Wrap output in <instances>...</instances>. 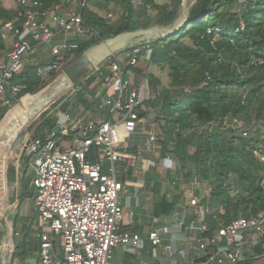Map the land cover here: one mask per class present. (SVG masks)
Here are the masks:
<instances>
[{
    "label": "built area",
    "instance_id": "obj_1",
    "mask_svg": "<svg viewBox=\"0 0 264 264\" xmlns=\"http://www.w3.org/2000/svg\"><path fill=\"white\" fill-rule=\"evenodd\" d=\"M119 1L109 0L111 4ZM15 2V17L0 21V36L10 43L0 54V106H11V98L21 89L20 85L9 86V82L24 69L28 52L40 47L49 49L50 62L36 67V74L43 77L60 71L66 60L74 57L79 42L98 35L83 20L82 11L89 0H56L46 7L41 0ZM130 2L134 5L136 0ZM101 15L114 19L112 12ZM125 56L113 54L102 64L97 77L100 87L93 94V116L74 117L63 110L48 112L47 120L54 119L55 127L44 138H29L21 146L17 164H26L35 189L39 264H116V249L141 255L147 244L154 252L163 249L166 264H238L250 256L257 264H264V211L223 224L219 219L223 211L209 204L213 184L197 174L170 215H151L153 226L145 233L132 230L142 226L143 221L132 210L125 211L126 184L136 178L138 167L143 173L171 172L176 162L168 153L162 154L159 134L145 129L151 118L147 104L157 96L147 71L136 79L125 72L127 66L135 67L140 60L151 58L149 42L130 46ZM256 63L263 64L264 59ZM215 126L249 135L244 121L237 116L227 115L220 122H211L208 129ZM137 133L145 139L137 152H130L124 139ZM92 147L100 150L96 162L87 159ZM258 159L264 163V155H258ZM130 171L132 176L122 181L121 176ZM16 173L18 180L22 174ZM136 180L139 187L135 188V198L148 184L143 177ZM176 180L163 184L173 185ZM125 217L128 223L123 227ZM257 245L261 246L259 254L255 253Z\"/></svg>",
    "mask_w": 264,
    "mask_h": 264
},
{
    "label": "trees",
    "instance_id": "obj_2",
    "mask_svg": "<svg viewBox=\"0 0 264 264\" xmlns=\"http://www.w3.org/2000/svg\"><path fill=\"white\" fill-rule=\"evenodd\" d=\"M41 1L46 7L56 0ZM179 3L180 0H174L173 4L142 0V9L137 10L130 0H121L114 4L109 0H89V5L82 11L83 20L98 35L90 41L79 42L74 57H79L93 45L118 34L168 25L174 20ZM108 5L121 9L118 18L108 20L100 14ZM15 15V10L8 11L0 7L1 22L10 21ZM208 29L213 30L208 33ZM122 37L125 36L118 38ZM184 39L190 40L192 45H187ZM149 47L151 58L140 60L135 67L127 66L125 72L136 79L145 71L149 62L158 67L166 66L169 71V86L157 93L161 104L160 114L156 119L164 120L163 137L158 136L162 154L169 153L174 160L189 161L197 175L211 181L213 191L209 204L216 211L221 208L224 210L223 214H219L223 224L238 216L249 217L264 211V163L258 159V155H264V144L260 146L255 135L242 136L230 129L220 130L218 126L208 129L209 123L220 122L227 115L241 118L240 115L248 113L253 106L255 118L260 121L264 130V63H256V60L264 59V0H245L237 13L230 11L228 0H196L187 20L177 32L162 40L149 42ZM5 49L6 44L0 36V52ZM104 63L98 64L74 85L83 82L90 85L98 77ZM35 67L26 63L24 69L10 80L9 86L20 85L21 89L11 98V106H0V123L23 96L34 94L44 87L40 77H37ZM55 73L51 72L50 75ZM147 76L154 83H158L152 73ZM58 87L57 85L39 103L48 101L53 91L60 90ZM239 88L241 92L238 95L235 91ZM61 97L40 107L25 123L24 129L47 106ZM62 109L70 113L66 104ZM28 114L20 120L19 126ZM40 117L33 137L44 138L55 127V120H47V111ZM16 128L18 126L12 132ZM182 131L189 132L182 136ZM142 138L145 139L144 136ZM169 143L171 148H168ZM189 144L195 147L191 154L187 153ZM131 145L128 150L137 152L138 146L134 142ZM9 153L11 154V148L3 150L0 159L6 158ZM99 155L100 150L92 147L87 159L96 162ZM192 173L190 170L186 174L191 176ZM21 174L22 196L33 198L35 189L31 185V176L26 173V164L21 167ZM131 174L130 171L121 176V180L125 181ZM231 174L236 175L245 185L243 193H233L230 186L225 185ZM151 177L154 181L152 193L158 196L153 202L151 215L168 216L176 208L181 193L169 195L161 188L163 180L157 178L155 173ZM8 180L13 181L14 177L9 176ZM8 180L7 177L0 178V183ZM16 205L15 202L10 204L8 201V213ZM30 220L28 217L11 215L15 243L11 264L15 260L26 264L25 261L38 250L36 237L33 236L34 230L31 228L34 220ZM20 222L24 224L18 234L17 227ZM215 224L214 221L213 225ZM132 230L141 231L142 228L136 225ZM260 252L261 246L257 245L255 253ZM238 264L257 262L254 256H250Z\"/></svg>",
    "mask_w": 264,
    "mask_h": 264
},
{
    "label": "rangeland",
    "instance_id": "obj_3",
    "mask_svg": "<svg viewBox=\"0 0 264 264\" xmlns=\"http://www.w3.org/2000/svg\"><path fill=\"white\" fill-rule=\"evenodd\" d=\"M188 1H189V3H188V6L186 7V11L188 8H189L188 11H190V8H191L190 6H193V3L195 0H188ZM157 2L160 4L165 3V2L166 3L170 2L171 4H173L174 0H157ZM183 3H184V0H180L179 5L177 6V13L175 15L174 20L172 22H170L168 25L161 26V27L173 26L175 20L178 19L179 16L182 15L181 11H182V7H183ZM244 3H245L244 0H228V7H229L231 12L237 13V12H239L241 6ZM133 6L137 10L142 9V7H143L142 6V0H136L135 4ZM105 12H112L114 15V19H116L120 16L121 9L119 7L108 5L106 8H104L103 10L100 11V14H104ZM183 18H184V16H183ZM153 28H157V27H153ZM153 28H150V29H153ZM184 41L187 45H189V46L192 45L190 43V40L184 39ZM143 42H145V41H142L139 43H143ZM128 44H130V43H128ZM132 45H134V44H131L130 46H132ZM130 46L129 45L127 47L125 46V48L124 47H123V49L121 48L119 51L114 52V54L120 53L125 58L126 57L125 51L127 50V48L129 49ZM110 57L108 56L102 62L104 63V61L109 60ZM81 58H78V57L69 58L64 63L62 69L53 75L49 74V75H46L43 77L37 75V77H40L41 81L43 82L44 87L40 91H38L34 94L23 96L20 99L19 103H17L15 106H12V108H10V110H9L7 117L1 121L0 129L4 124H6L10 120V118L17 117L19 112H21L23 109L28 111L31 108H33L32 113L34 111L36 112L39 105L42 104V103L35 101L36 97L40 93H42V91L44 89H46L53 81H55L56 78L58 79V78L64 77L67 74L72 73L73 72L72 67ZM50 60H51V57H50V54H49L47 48L43 49V47H40V48H37L35 50V52L30 51L27 54V64H33L36 67L39 66L41 63H43V64L48 63V62H50ZM94 63H92L90 66H88L87 68H85L81 72L76 73L73 76V78H75L76 76H78L82 72H85L86 70L90 69V67H92V65ZM90 71H88V72H90ZM145 71H147L146 72L147 74L152 73L154 75V77H156V79L158 80V83H154V81L151 80L153 83L154 89L157 93L159 91H161L162 88L169 86V82H170L169 71H168L166 66L158 67V66L154 65L153 63L149 62V63H147V67H146ZM88 72H87V74H88ZM81 79H82V77H81ZM85 80H86V78L83 79V81H85ZM70 82H71V80L68 78H65L61 82H59L58 86L60 88L59 87L58 88L60 90L53 91V95L51 96V98L48 101L44 102L43 104L48 105L53 100H55L57 97H59V96H62V97L59 98L57 101L53 102L52 104H50L49 106H47L45 108V110H43L37 117H35L25 129H24L25 123H23L19 127V125H20L19 123L21 120L20 119V120L16 121L14 124L3 128V130L0 133V153H2V151L5 149L11 148V154L9 153L8 155H6L7 156L6 158L0 159V178L2 179L3 177L4 178L7 177V180H8L9 176L14 177L13 181L8 180L7 182L2 181L0 183V194L2 196V198H0V207H1L0 208V215H1L2 220H4V223L6 226L5 232L9 233L10 238L12 240V247L10 250V254H12L13 244L15 245V243H13V227H12L11 215L15 214L16 217L26 216V217L31 219L30 221H33L37 215V219H38V213H37V210L35 208L33 198L22 196L23 192H22L20 176H19L18 180H16V174H17L16 172H18V174H20V171H21L20 163L18 165L17 162L19 159L20 149H21L23 142L29 138H33L34 129L41 120L40 115L45 111H47V113L48 112L52 113L53 111L63 110L62 107L64 104H66L68 106V110L70 111V114L74 117L81 113V116L86 117V118H90L91 116H93L96 113V111H95L96 101H95V98L93 97V94L100 87L98 79L97 78L94 79V81L90 85H86L85 82H83L80 85H72V83L70 84ZM66 86H68V87H66ZM101 89L103 92V88H101ZM240 92H241L240 88L235 91V93L238 95L240 94ZM160 104H161V100L157 95L156 99L151 104H149V107L151 109V116H150L151 118H150L149 122L146 124L145 129L158 133L159 137L162 138L163 137L162 126L164 124V120L161 118H159L158 120L156 119V117L159 116V114H160ZM41 106H43V105H41ZM240 117L244 121V125H245L246 129L249 131V135H255L260 141V146H261V144H264V130L260 125V121H258L255 118L254 107L253 106L250 107V110H248V113H246L245 115H240ZM16 126H18L19 128L18 129L16 128L17 130L12 134V129ZM181 134H182V136H185V134H187V133H186V131H182ZM137 135H139V136H137ZM134 136H137V137H134ZM134 136L133 137H126L124 139V145L126 146L127 150L130 149V147L132 146L131 145L132 142H134V140L141 139L143 137V134L137 133ZM171 147H172V145H171V143H169L168 148H171ZM194 149H195L194 145L189 144L187 146V153L191 154L194 151ZM152 156H155V158H157V154H152ZM169 156L171 157L170 154H169ZM5 162L7 164H5ZM175 162H176L175 167L171 172H168L165 170H160L157 173L156 170H151L150 172H144L143 173L142 169L140 167H138L136 169V172L134 173V177H136V178L143 177L148 182V184L145 188V191H141V193H140V195H138L137 199L134 198L133 188L139 187L138 186L139 183L133 180L134 182L126 184L127 193L124 194L125 207L128 209L133 208V210H134V208L136 209V207L133 204H137L136 203L137 200L139 202L140 201L142 202V200H145V202H148L151 205L153 203V201H155L158 198V196H156L154 193H152V184H153L152 180L153 179L151 176L153 175V173H155V176H157V178L163 180L162 184H161V186H162L161 188L164 189L166 192H168L169 195H177L178 193H183V195H184V192H186V189L188 188L187 185H188V183H190L194 174H196L195 173L196 171L194 169V166L192 164H190L189 161L183 162L181 159H175ZM190 170H192L193 173L191 176H187L186 173ZM26 173L28 175H30L27 170H26ZM212 174H213V171H212ZM172 179H175V180L177 179L176 184H173V185L163 184V182L165 183L168 180H172ZM178 182H179V184H178ZM150 184H151V186H150ZM225 185H229L230 191L233 193H235V192L243 193L245 191V185H243V183L234 174H231L229 176V179L225 182ZM146 197H149V199H146ZM8 201L10 204H13L14 202L17 204L12 210L9 211V213L7 211V208H6ZM220 210H222L224 212V210L222 208ZM23 224H24V222L19 223V225L17 227L18 234H20L21 227ZM34 225H35L34 223L31 225V228L34 230L33 236H35V234H36V227ZM147 245H148V247H151L149 244H147ZM0 250L2 251V252L0 251V264H1L3 257H4V254H5V245L1 240H0ZM60 258H63V255H61ZM130 258H131V261H134L136 264H141V263H139L140 259H142L143 261L149 260L145 256L140 257L138 255H133V256L131 255ZM115 259H116V255H114V261H116ZM169 259H170V257H169ZM9 262L11 263V258H10ZM12 264H14V263H12ZM17 264H19V263L17 262ZM28 264H30V261Z\"/></svg>",
    "mask_w": 264,
    "mask_h": 264
},
{
    "label": "bare ground",
    "instance_id": "obj_4",
    "mask_svg": "<svg viewBox=\"0 0 264 264\" xmlns=\"http://www.w3.org/2000/svg\"><path fill=\"white\" fill-rule=\"evenodd\" d=\"M189 1L188 0H184L183 3V7H182V11H181V16H179L178 19L175 20L173 26L177 25L183 18V16H185V14L188 12L189 8L186 11V7L188 6ZM191 7V6H190ZM173 26L170 27H157V28H153V29H149L146 31H142L139 34H135V35H125V37L122 38H116L110 41H107L103 44H101L98 47H95L92 51H90L89 53H87L86 55H84L73 67H72V73L65 75L64 77L61 78H56L55 81H53L46 89H44L42 91V93H40L35 101L39 102L42 98H44L49 92H51L58 84L59 82H61L63 79L68 78L71 80L74 79L73 76L76 73L81 72L82 70H84L85 68H87L88 66H90L92 63H94L95 61H97L99 58L104 57L108 52H110L111 50L122 46L124 44H138L139 42L145 41L147 42L148 40L154 38L155 36L161 35L169 30H171L173 28ZM156 31V32H154ZM70 82V84H71ZM69 84V85H70ZM68 85V86H69ZM66 86V87H68ZM65 87V88H66ZM44 102H42L41 105H45L43 104ZM41 105H39V107L37 108V110L42 107ZM34 107V106H33ZM12 108V107H11ZM33 108H31L30 110H25L23 109L21 112H19V114L17 115V117L15 118H10V120L4 124L1 129H0V133L3 130V128L8 127L12 124H14L16 121L22 119L27 113L28 116L25 119V121L23 123H26L27 121H29L33 115L35 114V111L32 113ZM22 123V124H23ZM20 127V126H19ZM18 127V128H19ZM17 128V129H18ZM15 129L12 134L17 130ZM11 134V135H12ZM10 135V136H11ZM5 223L4 221L1 219L0 217V240L4 243L5 245V254L2 260L1 264H9L10 262V258L12 257V254H10V250L12 247V240L10 238V235L8 232H5ZM1 251V250H0ZM2 252V251H1ZM2 256V255H1Z\"/></svg>",
    "mask_w": 264,
    "mask_h": 264
},
{
    "label": "crops",
    "instance_id": "obj_5",
    "mask_svg": "<svg viewBox=\"0 0 264 264\" xmlns=\"http://www.w3.org/2000/svg\"><path fill=\"white\" fill-rule=\"evenodd\" d=\"M155 1L157 2V0H155ZM0 7L4 8L5 10H8V11H14L16 9V2H15V0H0ZM5 44H6V48H7L10 43L7 42ZM44 48H46V47H43V49ZM47 50L49 52L48 48H47ZM2 53H3V51L0 52V54H2ZM134 137H137V136H134ZM143 141H144L143 138H141L139 140H134V144H136L137 146H141L143 144ZM133 180L137 181L136 178H132V180H129V181L134 182ZM135 188H133V194L134 195H135V190H136ZM137 195H140V193L138 192ZM134 198H135V196H134ZM137 198H138V196H137ZM137 198H135V199H137ZM146 199H149V198L146 197ZM136 203L137 204H133L136 207V209L134 208V210H133V208L128 209L125 207V211H131L132 210L134 212L136 218L141 216L140 218L143 221V225L141 226L142 230L140 232L145 233L148 229H150L153 226L151 218H150L153 203L150 205V203L145 202V200H142V202L141 201L139 202L137 200ZM23 217H26V216H23ZM127 223H128V219L125 217L123 219L122 226L125 227V225H127ZM34 224H35L34 226L37 228V219L36 218H34ZM167 236L168 235H165V237H167ZM165 243H167V242H165ZM191 252H192L191 253L192 255H195V253H193V250ZM174 254L176 255L175 257H177V254L175 252L173 253V256H174ZM114 255H116V259H115L116 261H114ZM131 255L132 254H129V253L122 251L121 248H118L114 251L113 261L116 264H136L134 261H131V258H130ZM138 256H140V257L145 256L149 259L148 261H143L142 259H140L139 263H141V264L144 262L149 263V264H159V263L160 264H166V262L168 260L166 255H165V252L163 251L162 248H157V249H155V252H154L152 247H148V245H146V250L141 255H138ZM11 260H12V258H11ZM29 261H30V264H39L37 252L35 254H33L31 257H29L25 261V263L28 264ZM17 262L19 264H22V262L18 261V260H15L13 263L17 264ZM52 264H57V263L53 262Z\"/></svg>",
    "mask_w": 264,
    "mask_h": 264
},
{
    "label": "water",
    "instance_id": "obj_6",
    "mask_svg": "<svg viewBox=\"0 0 264 264\" xmlns=\"http://www.w3.org/2000/svg\"><path fill=\"white\" fill-rule=\"evenodd\" d=\"M196 1V0H195ZM194 1V3H195ZM193 3V4H194ZM192 7V6H191ZM191 9V8H190ZM189 14V11L187 12V14H185L184 18H182V20L175 26H173V28L161 35H158V36H155L154 38L148 40L147 42H152V41H158V40H162L168 36H171V35H174L180 28L181 26L183 25V23L187 20V16ZM146 30H149V29H146ZM146 30H137V31H134V32H125V33H121V34H118L114 37H111V38H108V39H105V40H102L100 41L98 44L96 45H93L92 47H90L89 49H87L84 53H82V55H80L78 58H81L83 57L84 55H86L87 53H89L90 51H92L95 47H98L100 46L101 44L107 42V41H110V40H113V39H116L118 37H121V36H125V35H135V34H139L141 33L142 31H146ZM130 46L131 44H124L122 46H119L113 50H111L110 52H108L104 57H101L99 58L93 65L92 67H90V69L86 70L85 72H82L81 74H79L78 76H76L73 80H72V85H74L77 81H79L81 79V77H83L88 71L94 69L98 64H100L103 60H105L108 56L110 57L111 55L114 54V52H117L119 51L121 48L123 49V47L125 48V46ZM71 67V66H70ZM14 248H15V245H14ZM13 253H14V249L12 251V256H13ZM12 258V257H11ZM11 264V263H9Z\"/></svg>",
    "mask_w": 264,
    "mask_h": 264
}]
</instances>
